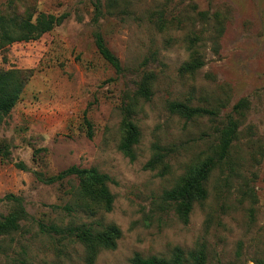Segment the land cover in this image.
I'll return each mask as SVG.
<instances>
[{
	"label": "rangeland",
	"instance_id": "1",
	"mask_svg": "<svg viewBox=\"0 0 264 264\" xmlns=\"http://www.w3.org/2000/svg\"><path fill=\"white\" fill-rule=\"evenodd\" d=\"M41 12L64 17L37 39L0 41V72L19 90L0 122V197L19 196L27 212L0 234V264H133L179 251L264 264V0H0L13 34ZM177 103L216 114L189 117ZM230 118L229 156L186 222L164 193L218 154ZM128 121L140 130L134 158L120 149ZM73 165L112 177V210L80 178L48 182ZM14 207L3 200L0 218ZM83 223L117 225V246L90 253L67 231Z\"/></svg>",
	"mask_w": 264,
	"mask_h": 264
},
{
	"label": "trees",
	"instance_id": "2",
	"mask_svg": "<svg viewBox=\"0 0 264 264\" xmlns=\"http://www.w3.org/2000/svg\"><path fill=\"white\" fill-rule=\"evenodd\" d=\"M63 17L41 12L35 21H32L31 18L26 19L22 26L18 28L17 34H13L14 32L7 20L0 18V41L9 43L15 40L28 41L37 39L44 33L52 30L55 25L61 23ZM96 44L103 58L120 72L122 70L121 60L107 45L101 33L97 34ZM201 65L202 62L200 60H195L186 67L187 69L194 70ZM144 93H148L149 95L146 89H144ZM18 96V88L10 87L9 78L6 74L0 72V122L3 115L13 109L18 100ZM244 104L245 100L242 99L237 104V107L243 108ZM173 108L178 109L189 117L216 114L214 110L209 108L191 107L182 103L173 104ZM238 127V120L230 118L228 124L222 129L223 142L218 154L208 158L203 166L188 180L165 191V200L169 203L177 204V211L186 222L189 220L195 203L204 200L207 196V182L215 162H223L228 158L231 144L237 135ZM139 138L140 130L138 125L133 121H128L126 123V135L120 149L126 155L134 158V145L138 143ZM71 177L81 179V187L86 194L92 195L93 188L96 187V194L105 203L106 210H112L114 195L109 187V183L112 181V177L109 174L99 171L96 167L86 168L73 165L57 175L50 176L48 182L54 183L61 179ZM5 199L11 200L15 207L9 215L0 218V234H10L18 231L21 228V220L27 215L22 199L19 196L8 194L0 197V203ZM67 231L75 235L93 255H96L102 248H115L118 239L122 235L121 229L114 224L103 226L100 229L96 228L92 223H83L78 226H71ZM191 261H195V264H202L203 258L193 253L188 258L182 251H179L172 258L157 256L143 257L140 254H136L131 259L133 264H192ZM258 264L263 263L260 262Z\"/></svg>",
	"mask_w": 264,
	"mask_h": 264
}]
</instances>
